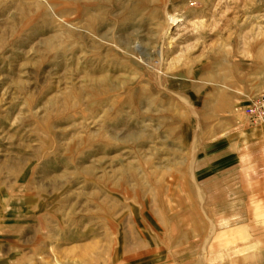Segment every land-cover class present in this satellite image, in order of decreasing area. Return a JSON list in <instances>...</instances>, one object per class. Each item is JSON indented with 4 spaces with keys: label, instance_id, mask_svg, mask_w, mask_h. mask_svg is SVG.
Returning <instances> with one entry per match:
<instances>
[{
    "label": "rangeland",
    "instance_id": "374dc122",
    "mask_svg": "<svg viewBox=\"0 0 264 264\" xmlns=\"http://www.w3.org/2000/svg\"><path fill=\"white\" fill-rule=\"evenodd\" d=\"M214 55H264V0H0V264L205 263L231 242L207 229L254 204L208 203L194 153Z\"/></svg>",
    "mask_w": 264,
    "mask_h": 264
},
{
    "label": "crops",
    "instance_id": "0c3cea01",
    "mask_svg": "<svg viewBox=\"0 0 264 264\" xmlns=\"http://www.w3.org/2000/svg\"><path fill=\"white\" fill-rule=\"evenodd\" d=\"M244 60L214 55L198 70L196 85L191 86V100L201 131L194 153L198 156L196 171L208 174L206 183L199 180L207 190L208 203H252L254 208L238 207L244 210L238 214L227 210L220 218L227 222L207 229L209 234L224 237L217 238L219 241L228 239L232 243L208 245L205 263L193 259L194 256L183 260L176 250L162 264H264L262 240L246 238L264 234V126H250L242 113L249 100L264 91V55H251ZM212 217L216 218L215 214ZM248 220L254 222L250 225Z\"/></svg>",
    "mask_w": 264,
    "mask_h": 264
},
{
    "label": "built area",
    "instance_id": "2783aa9c",
    "mask_svg": "<svg viewBox=\"0 0 264 264\" xmlns=\"http://www.w3.org/2000/svg\"><path fill=\"white\" fill-rule=\"evenodd\" d=\"M242 113L250 125H264V91L249 100Z\"/></svg>",
    "mask_w": 264,
    "mask_h": 264
}]
</instances>
